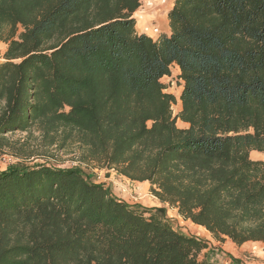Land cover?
<instances>
[{
  "label": "trees",
  "instance_id": "obj_1",
  "mask_svg": "<svg viewBox=\"0 0 264 264\" xmlns=\"http://www.w3.org/2000/svg\"><path fill=\"white\" fill-rule=\"evenodd\" d=\"M139 6L0 0V156L18 159L0 170V264H221L88 164L148 181L219 241L264 243V0H174L155 39ZM72 146L78 166L25 163Z\"/></svg>",
  "mask_w": 264,
  "mask_h": 264
},
{
  "label": "crops",
  "instance_id": "obj_2",
  "mask_svg": "<svg viewBox=\"0 0 264 264\" xmlns=\"http://www.w3.org/2000/svg\"><path fill=\"white\" fill-rule=\"evenodd\" d=\"M149 1H152L155 6L151 8L145 7L144 5H146ZM173 1L174 0H168V4L166 5V0L164 3H161V0H139L140 6L134 12V17L136 19V31L138 33H145L153 39H155L159 35V33L169 34L170 27L168 24L167 12L172 7ZM143 8L145 9V11H143ZM141 9L143 13H139L141 12ZM138 13L139 15H137ZM154 27L158 29V33L153 32ZM174 66L178 68L176 64H174ZM182 124L183 127L186 126L185 123L182 122ZM104 171L107 173L104 177L105 183L103 185L105 187H109L111 189L112 194L117 198L124 200L125 202L134 207L139 206L140 208H150L149 210L151 211H155L156 209L161 208L164 211L165 218L168 221H179L183 219L178 214L177 208L169 206L165 202H161L157 197L153 196L150 193V184L148 181L130 180L118 174L113 169H105ZM128 186H130L131 188L128 189ZM194 225L209 233L204 227L197 224ZM172 228L175 229L173 226ZM209 248H211V246H208L205 249V254L207 256L210 251ZM219 249L224 256L223 264H230L231 260H227V258H239V256L244 257L245 255L250 256V264H264V243L262 242L247 241L241 245H237L232 242L229 238H225L223 241H217L216 243H213V248L211 250ZM216 255L220 257L219 254ZM240 260L243 261L242 259Z\"/></svg>",
  "mask_w": 264,
  "mask_h": 264
},
{
  "label": "rangeland",
  "instance_id": "obj_3",
  "mask_svg": "<svg viewBox=\"0 0 264 264\" xmlns=\"http://www.w3.org/2000/svg\"><path fill=\"white\" fill-rule=\"evenodd\" d=\"M170 1V0H169ZM165 4H168V0H166ZM145 7L149 8L150 6L148 5H144ZM151 8V7H150ZM143 11H145V9L143 8ZM142 9L141 12L139 13H143ZM139 13L137 15H139ZM7 44L0 41V61H3V54L6 50ZM171 70V74L169 76H163L161 78V81L167 86L166 88V92L172 93L175 98H176V102L172 105V111H173V115H176L178 113V111L180 110V100H179V95L182 89V81H180L178 79V68H176L174 65L171 66L170 68ZM176 124L179 127H183V124L180 120L176 121ZM20 137H23L25 134L21 133V134H16ZM79 154V150L77 148V146H72L69 148H66L65 150H56V148H51L50 152L47 153L45 156L46 158H31L28 161H26L25 163L31 165L33 163L36 162H47L50 164H56L57 166L60 167H70V166H78L80 165L77 157ZM250 157L253 160H264V152H258V151H250ZM18 159L14 156H11L9 154H3L2 156H0V170L5 169V167L8 164H12L17 162ZM81 167L83 168V171L86 174H89L91 179L94 180L95 182H99V183H105L104 177L106 175L107 172H105V168L99 169V168H93L92 164H88L86 165H81ZM96 176H100V180L96 179ZM94 178V179H93ZM128 189L131 188L130 186L127 187ZM111 190V189H110ZM112 193V192H111ZM134 196V195H132ZM136 196V195H135ZM136 208H138L139 210L142 209H150V208H140L139 206H136ZM163 215L165 216L164 212ZM170 223L171 226H173L177 231L182 232L184 234L187 235H192L195 236L201 240H203L204 242L207 243L208 246H211L210 251H209V256L211 259L218 261L219 263L223 264V254L220 252L219 250H211L213 248V243H216L217 240L216 238H214L210 233L205 232L203 229L195 226L194 224L191 223V221H185L184 219L182 220H170L168 221ZM204 253H206V250H202V252L199 253V259L203 258ZM216 254H219L220 257H218ZM240 259H242L243 261H241ZM250 256L245 255L244 257L239 256V258H227V260H231L230 264H250L251 260ZM237 261V262H236ZM246 261V262H245ZM236 262V263H234Z\"/></svg>",
  "mask_w": 264,
  "mask_h": 264
},
{
  "label": "built area",
  "instance_id": "obj_4",
  "mask_svg": "<svg viewBox=\"0 0 264 264\" xmlns=\"http://www.w3.org/2000/svg\"><path fill=\"white\" fill-rule=\"evenodd\" d=\"M164 2H165V0H161V3H164ZM146 5H148V6H150V7H154V6H155L154 3H153L152 1L147 2ZM153 32L158 33L159 31H158V29H157L156 27H154V28H153ZM179 80H180V79H179ZM180 81H181V80H180ZM96 179H97V180H100L101 178H100V176H96Z\"/></svg>",
  "mask_w": 264,
  "mask_h": 264
}]
</instances>
